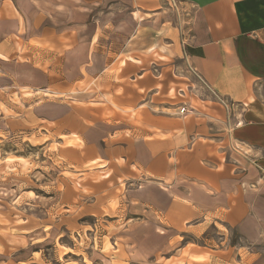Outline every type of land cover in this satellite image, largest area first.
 <instances>
[{
    "label": "crops",
    "instance_id": "0c3cea01",
    "mask_svg": "<svg viewBox=\"0 0 264 264\" xmlns=\"http://www.w3.org/2000/svg\"><path fill=\"white\" fill-rule=\"evenodd\" d=\"M113 17L135 38L117 69L92 39L85 60L45 66L59 102L38 112L71 166L73 197L62 193L56 220L15 223L26 243H0V264H39L24 250L89 215L114 216L117 252L90 250L91 264H264V0H0V62L22 47L72 50Z\"/></svg>",
    "mask_w": 264,
    "mask_h": 264
},
{
    "label": "rangeland",
    "instance_id": "374dc122",
    "mask_svg": "<svg viewBox=\"0 0 264 264\" xmlns=\"http://www.w3.org/2000/svg\"><path fill=\"white\" fill-rule=\"evenodd\" d=\"M100 12L99 6L92 9L89 27L101 23L97 19ZM112 19L105 32L80 34L78 43L74 44L72 50L57 54L54 45L48 44L50 53L36 48L30 51L22 47V52L7 56V60L0 62V83L5 84L2 79L5 77L12 85V93L8 97H3L4 90L0 89V243L6 242L8 250L26 243L20 237V227L15 223L33 221L38 217L56 220L58 215L66 212L62 193L67 194L68 198L73 197L63 189L64 184L70 181V176L74 177L70 173L71 166L63 160L61 151L57 150L61 146L57 141L58 137L49 131V123L44 122L42 113L38 112L39 109L55 110V104L59 102V95L52 92V85L49 88L44 83L45 66L53 63L58 67V61L62 60L66 65L85 60L89 56L88 43L92 39V43L95 42L91 48L96 56L115 60L117 63L112 66V70L117 69L120 60L130 56L123 53L128 50L124 44L134 37V31L128 22L122 24L124 29L121 30V19ZM154 34L155 32L148 30L141 32L139 37L148 39ZM17 42L20 47L21 39L18 38ZM60 70L62 71L61 68ZM69 70L72 68L69 67ZM1 84L0 88H3ZM77 85L85 91L94 87L93 82L85 81H79ZM240 154L244 156L248 152L241 151ZM52 206L55 207V212H46ZM98 217L99 220H96ZM98 217L95 219L94 215L86 216L79 226L56 227L53 233L58 231L62 239L50 235L39 245L25 249L23 254L33 250L37 260H40L39 264H91L87 258L88 254L91 256L90 250L105 251L110 255L117 253L111 245L114 244L113 239L107 235L114 228L111 223L114 216H105L106 219ZM41 230L40 228L38 231ZM37 237L43 238L41 235ZM231 237L236 240L234 233H231ZM115 248L119 251L123 249L121 241H118ZM74 251L79 255L83 253L84 259Z\"/></svg>",
    "mask_w": 264,
    "mask_h": 264
},
{
    "label": "built area",
    "instance_id": "2783aa9c",
    "mask_svg": "<svg viewBox=\"0 0 264 264\" xmlns=\"http://www.w3.org/2000/svg\"><path fill=\"white\" fill-rule=\"evenodd\" d=\"M181 42V45H182V50H183V53L185 54V47H186V43L185 41H180ZM188 71H191L192 72V68L189 66L188 68ZM188 111V107H187V104L186 103H181L180 106H179V110H178V113H184V112H187Z\"/></svg>",
    "mask_w": 264,
    "mask_h": 264
}]
</instances>
